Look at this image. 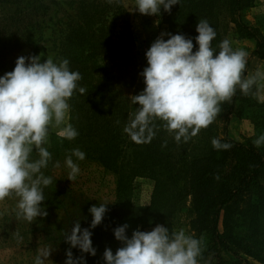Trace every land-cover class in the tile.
I'll return each instance as SVG.
<instances>
[{"label": "rangeland", "instance_id": "obj_1", "mask_svg": "<svg viewBox=\"0 0 264 264\" xmlns=\"http://www.w3.org/2000/svg\"><path fill=\"white\" fill-rule=\"evenodd\" d=\"M245 4L240 13L242 22L264 40V0H245ZM134 8L135 0H42V7L28 17L34 29L23 37L17 32L13 44L24 43L26 48L12 47L14 54L2 61L5 73L14 70L18 57L43 53L41 62L48 56H52L54 62L67 59L69 69L81 74L78 88L83 87L86 92L80 94L77 90L69 100L68 122L78 131V136L71 141L62 140L57 130L51 129L45 145L52 159L42 171L52 178L53 183L47 189L54 200V204L45 209L48 215L37 217L30 224L16 217L18 198L13 196L0 202V264H35L38 250L45 247L53 249L46 264H65L66 250L70 248L64 240L65 233L76 220L80 221L82 229L85 228L87 221L93 218L89 212L91 206L109 203L107 207H110L116 202L117 177L97 162L94 155L99 147L126 148L127 134L123 129L129 115L138 107L131 102L130 96L138 95L145 88L141 75L148 66L145 54L161 33L191 38L195 52L198 50L196 26L199 20L206 19L216 32L212 47L217 53L219 44L228 39L234 50L243 49L248 53L246 75L257 69L264 71V56L251 55L256 41L243 38L235 28L231 18L232 0H179L170 13L161 6L160 14L151 16L142 15ZM163 38L167 40L169 36ZM71 59L75 61L71 63ZM155 123L158 126L155 149L159 154L169 152L173 159L176 156L175 161L181 165L200 159L202 149L212 147L213 138L224 139L221 114L187 142L181 139L177 143L174 134L164 130L162 121ZM226 133L231 140L254 145L253 141L264 134V102L252 95L237 105ZM77 148L85 153V159L73 157L80 172L72 182L68 180L70 169L65 165V158ZM258 149L264 152V144ZM127 156H131L129 148ZM32 159H38L35 151ZM129 160L132 162V158ZM57 162L59 167L55 166ZM155 184L147 176H135L126 182L125 194L131 206L151 207ZM194 216L191 197H187L174 217L163 226L169 228V232L183 229L186 235L202 239V249L207 238L190 227ZM262 223L264 225V221ZM156 226L142 231H151ZM241 257L250 264H264L250 256L241 254ZM224 262L236 263L230 257H225Z\"/></svg>", "mask_w": 264, "mask_h": 264}, {"label": "clouds", "instance_id": "obj_2", "mask_svg": "<svg viewBox=\"0 0 264 264\" xmlns=\"http://www.w3.org/2000/svg\"><path fill=\"white\" fill-rule=\"evenodd\" d=\"M178 3L179 0H135L134 10L142 15H159L161 6L170 13ZM196 31L195 52L191 38L171 33H161L147 50L148 66L141 73L145 88L130 96L138 107L123 129L133 142L150 143L158 130L157 120L163 122L162 127L170 135L174 134L177 143L181 139L187 142L214 122L221 104L231 101L238 89L243 95L251 94L264 102V71L257 69L245 74L248 53L234 50L228 39L219 44L217 53L212 47L216 32L206 19L198 21ZM165 35L169 36L167 40L163 38ZM42 54L18 57L14 70L0 76V202L13 196L18 198L16 217L30 224L37 217L48 215L41 205L46 199L44 189L53 183L42 171L52 159L45 147L50 130L56 129L62 140L71 141L78 136L68 122L69 100L77 90L80 94L86 92L85 88H78L81 74L69 69L67 59L54 62L48 56L41 62ZM211 143L217 150L232 147L217 138ZM253 143L257 148L264 144V134ZM34 151L38 159H32ZM73 157L84 160L85 153L72 149L65 158L70 169L68 180L72 182L80 172ZM55 166L59 167V162ZM108 204L89 208L93 217L89 228L82 229L76 220L65 233L64 240L70 245L65 264H85L83 255L73 256L72 248L96 255L90 228L102 223ZM127 228L125 224L114 229L116 240L124 246L115 254L106 248L103 254L106 264H198L202 239L186 235L183 229L169 232V228L157 225L148 232L135 230L129 238ZM52 251L47 247L39 249L35 264L50 261Z\"/></svg>", "mask_w": 264, "mask_h": 264}, {"label": "trees", "instance_id": "obj_3", "mask_svg": "<svg viewBox=\"0 0 264 264\" xmlns=\"http://www.w3.org/2000/svg\"><path fill=\"white\" fill-rule=\"evenodd\" d=\"M245 6V0H232L231 18L240 36L256 41L252 57L262 58L264 40L240 18ZM40 7L42 0H0V76L5 74L2 61L14 54L12 49L25 47L24 43L13 44L17 32L23 37L34 29L35 25L28 21V17ZM74 61L71 59V63ZM248 67L247 59L245 74ZM251 96L243 95L238 89L231 101L221 104L224 139L220 141L232 147L228 150H217L213 146L204 148L201 151L203 156L188 165L177 163L176 156L173 159L169 152L159 154L155 149L156 135L145 144H137L126 135V148L123 149L97 148L94 158L117 177L116 202L107 207L102 223L90 228L96 255L72 248L73 256L83 255L85 264H106L103 258L105 249L110 248L115 254L124 246L116 240L114 229L127 224L126 235L131 238L135 230L166 225L182 202L191 197L195 216L190 227L207 238L198 257L200 264H225V257L235 260V264H250L241 254L264 263V152L251 143L231 140L226 133L236 106ZM128 148L130 157L127 156ZM135 176H147L156 182L149 208L132 207L125 194L126 182ZM44 194L46 199L41 206L48 209L54 200L47 188ZM91 221H87L85 228L90 227Z\"/></svg>", "mask_w": 264, "mask_h": 264}]
</instances>
